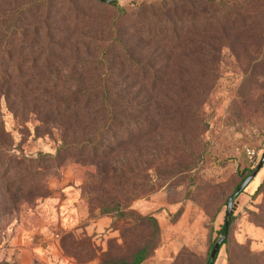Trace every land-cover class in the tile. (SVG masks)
Here are the masks:
<instances>
[{
  "label": "rangeland",
  "instance_id": "rangeland-1",
  "mask_svg": "<svg viewBox=\"0 0 264 264\" xmlns=\"http://www.w3.org/2000/svg\"><path fill=\"white\" fill-rule=\"evenodd\" d=\"M161 1L119 0L118 6L131 13L158 8ZM223 1L236 14L244 15L232 30L207 31L205 35L191 37L175 53L157 50L155 46L140 51L141 59L151 58L153 68L166 73L165 81L155 85L159 93L154 95L152 110L162 107L169 113L182 112L184 117L163 126L159 133L136 146L120 150L114 162L125 160L122 164L137 170L146 180L149 175L155 178L160 167L159 174L165 176L170 172L167 181L130 203L125 217L102 215L86 192L92 185L96 167L84 166L75 158L56 163L46 173L49 195L22 200L12 215L0 203V264H19V259L6 261L4 257L12 240L21 239L16 228L24 224L32 234L42 222H53L47 228L48 235L59 242L62 239L65 255L73 256L78 264L96 259L103 264L104 257H128L151 234V226L140 220L146 215L157 220L160 234L152 256L142 264L206 263L210 243L225 222L229 197L237 189L242 173L255 168L264 152V0ZM219 22L223 25L222 20ZM197 41L202 46H194ZM57 68L63 76L55 84L67 90L71 84L69 76L75 70L72 60L56 57ZM168 77L173 80L168 81ZM177 78L184 81L180 87L184 92L177 90ZM130 81L118 83L117 87L128 84L136 89L150 87L145 82ZM24 106L15 107L26 115L25 121H20L6 99H0V121L4 128L26 155L55 154L58 128L64 120L46 119L43 124L53 126L52 134L49 125H42L34 114L27 115L31 107ZM38 126L40 129L36 130ZM183 155L186 157L183 162H196L190 172L177 170ZM263 178L264 164L235 198L234 221L228 232L237 246L232 251L237 257L233 264L264 262V226L253 221L264 205V194L256 193ZM99 219L107 222L101 225V230L96 224ZM215 264H228L226 245Z\"/></svg>",
  "mask_w": 264,
  "mask_h": 264
},
{
  "label": "trees",
  "instance_id": "trees-1",
  "mask_svg": "<svg viewBox=\"0 0 264 264\" xmlns=\"http://www.w3.org/2000/svg\"><path fill=\"white\" fill-rule=\"evenodd\" d=\"M118 3L119 0H0V99H6L20 121H25L26 115L15 109L16 105L31 107L26 114L36 115L42 125H49L52 134L53 126L43 123L49 118L64 120L58 128L56 153L34 156L23 152L0 121V203L6 206L7 214L12 215L22 200L49 195L46 173L68 158L96 167L92 185L85 190L102 215L125 217L130 203L154 192L171 176L170 172L159 174V167L158 175H149L146 180V176L122 164L125 160L114 162L120 150L136 146L184 117L182 112L169 113L162 107L152 110L154 95L159 93L155 85L165 81L166 73L156 71L151 58L141 59L140 51L155 46L175 53L191 37L207 31L232 30L244 15L236 14L223 0H162L158 8L131 13ZM201 43L197 41L194 46ZM56 57L72 60L75 70L69 76L67 90L55 84L63 76L56 69ZM129 79L150 87H117ZM176 81L177 90L184 92L180 89L184 81ZM185 158L183 155L179 160L177 170L190 172L196 162H183ZM253 169L242 173L236 188ZM256 193L264 194V178ZM263 207L260 214L253 216V221L262 226ZM140 220L151 226V234L130 256L104 257L103 264H142L152 256L159 224L152 215ZM233 221L232 211L228 228L223 223L211 241L205 264L215 242L225 232L227 237L220 250L226 245L228 264L236 262L232 251L237 246L228 236Z\"/></svg>",
  "mask_w": 264,
  "mask_h": 264
},
{
  "label": "crops",
  "instance_id": "crops-1",
  "mask_svg": "<svg viewBox=\"0 0 264 264\" xmlns=\"http://www.w3.org/2000/svg\"><path fill=\"white\" fill-rule=\"evenodd\" d=\"M49 223L53 222H42L41 225L34 228L32 234L30 227L24 224L16 228V232L20 233L21 239L12 240L10 246L5 248L4 257L6 261L19 259V264H78L73 256L71 258L65 255L62 239L59 242L55 237L48 235L50 234L49 229H47ZM105 223L107 224L105 220L99 219L96 224L100 226V229L101 225L103 227ZM60 224L63 225V221ZM35 235L39 237L35 238ZM34 238L35 240H33ZM85 264H100V261L96 259Z\"/></svg>",
  "mask_w": 264,
  "mask_h": 264
},
{
  "label": "water",
  "instance_id": "water-1",
  "mask_svg": "<svg viewBox=\"0 0 264 264\" xmlns=\"http://www.w3.org/2000/svg\"><path fill=\"white\" fill-rule=\"evenodd\" d=\"M107 1H113V0H107ZM263 164H264V152H263V155H262L261 159L259 160L258 164L256 165V167L241 182V184L239 185V187L237 188L235 193L232 196H230V198L228 199L227 211H226L225 222H224V225L226 228H228L229 223H230V218H231V214L233 211V205H234V201H235L236 196L238 194H240L252 182V180L255 178V176L258 174V172L262 168ZM226 237H227V232H225L223 235H221L217 239V241L215 242V244H214V246L210 252L208 264H215V261H216L217 255L219 253L220 247H221L223 241L226 239Z\"/></svg>",
  "mask_w": 264,
  "mask_h": 264
},
{
  "label": "built area",
  "instance_id": "built-area-1",
  "mask_svg": "<svg viewBox=\"0 0 264 264\" xmlns=\"http://www.w3.org/2000/svg\"><path fill=\"white\" fill-rule=\"evenodd\" d=\"M248 153H249L250 155H252V154H253V151H251V150H248Z\"/></svg>",
  "mask_w": 264,
  "mask_h": 264
}]
</instances>
